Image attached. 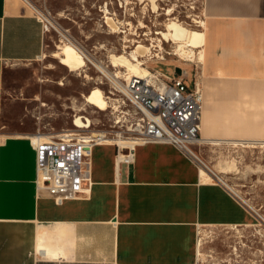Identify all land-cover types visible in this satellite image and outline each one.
I'll list each match as a JSON object with an SVG mask.
<instances>
[{"label": "crops", "instance_id": "1", "mask_svg": "<svg viewBox=\"0 0 264 264\" xmlns=\"http://www.w3.org/2000/svg\"><path fill=\"white\" fill-rule=\"evenodd\" d=\"M202 14L203 63L185 81L202 92L199 139L264 142V0H202ZM50 39L21 0H0V264H197L201 229L256 220L166 143L136 145L118 169L116 147L95 144L86 196L55 204L38 194L41 126L9 85Z\"/></svg>", "mask_w": 264, "mask_h": 264}, {"label": "rangeland", "instance_id": "2", "mask_svg": "<svg viewBox=\"0 0 264 264\" xmlns=\"http://www.w3.org/2000/svg\"><path fill=\"white\" fill-rule=\"evenodd\" d=\"M26 1L35 8L21 0L30 14L39 16L48 11L54 28L48 31L51 39L39 60L20 71L21 75L10 83L9 93L22 92L28 98L26 104L37 117L41 126L38 133L43 136L63 132L89 136L102 133L116 139L129 134L137 112L118 89L130 76L125 68L111 66V55L130 58L135 48L143 45L147 51L138 59L146 76L175 77L177 74L173 73L179 70L185 81L195 79L203 63V45L189 52L191 58L182 61L178 57L179 43L161 36L170 22L204 34L202 0ZM113 12L118 23L110 18ZM106 18L111 19L114 27L107 24ZM69 42L84 60V66L76 71L61 65L55 57ZM94 88L104 96V110L85 100ZM76 116L87 119L88 128H75ZM254 146L203 141L189 146V156L199 169L205 166L211 169L221 179L220 184L230 188L235 198L256 216L255 221L245 226L201 229L197 264H264V147ZM202 179L218 183L209 173Z\"/></svg>", "mask_w": 264, "mask_h": 264}, {"label": "built area", "instance_id": "3", "mask_svg": "<svg viewBox=\"0 0 264 264\" xmlns=\"http://www.w3.org/2000/svg\"><path fill=\"white\" fill-rule=\"evenodd\" d=\"M36 17L45 32L54 28L48 11ZM110 18L118 23L114 12ZM173 74L177 75L130 76L118 89L137 116L133 120L132 130L123 137L128 145L114 144L116 169L133 162L136 145L166 143L189 155L188 147L199 140L200 86L196 83L189 86L181 77V72ZM46 135H49L46 139L32 141L38 194L50 198L55 204L86 196L91 186L89 156L96 137L72 132Z\"/></svg>", "mask_w": 264, "mask_h": 264}, {"label": "bare ground", "instance_id": "4", "mask_svg": "<svg viewBox=\"0 0 264 264\" xmlns=\"http://www.w3.org/2000/svg\"><path fill=\"white\" fill-rule=\"evenodd\" d=\"M27 5L35 9L28 1L24 0ZM154 4V2H153ZM107 24L112 28L114 27L113 22L111 19L106 18ZM161 36L163 39H167L170 37L173 41H176L179 43L178 50L180 60L187 61L191 56H189V52L191 53L193 49L200 48L204 44V34L199 31L187 29L180 24H177L175 22H170L166 25L165 32H161ZM185 48H189L188 50H185ZM59 53L55 55V57L58 59L59 63L66 68H68L70 71H76L79 70L84 66V60L81 56L78 49L72 45L71 43L64 44L60 49ZM147 51V48L143 45H138L135 50L131 53L130 58L123 56V55H111L110 56V64L113 67H120L125 68L126 71H128V75L131 77H138L143 78L146 76V71L140 67L139 57H143L144 53ZM192 55V54H191ZM202 59V56H199V60ZM192 60V59H191ZM120 90V89H119ZM85 100L89 103L94 105L99 110H104L106 108V101L104 99V96L102 92L94 88L87 96H85ZM82 121L85 122V124H82ZM73 126L77 129H86L89 126V121L85 119L82 116H76ZM49 136H43V135H36L32 138L33 142H37L39 138L46 139ZM93 137V136H92ZM94 137L96 139L94 140L95 144H106L111 145L112 143L119 144L120 146H127L128 142L122 138H107L104 134L98 133L95 134ZM202 140H197L192 142L191 144H194L196 142H199ZM204 141V140H203ZM207 142V141H204ZM210 143H222L227 142L234 145H242V146H253L255 144H258L261 147H264V142H237V141H208ZM93 144V145H95ZM190 144V145H191ZM254 144V145H253ZM92 145V146H93ZM190 152V148L187 149ZM191 153V152H190ZM195 156V155H194ZM229 168V167H228ZM227 168V169H228ZM207 173H209L212 177L215 178L216 181H221L215 173L208 167L200 168V175L206 176ZM230 190V188H228ZM231 191V190H230ZM232 192V191H231Z\"/></svg>", "mask_w": 264, "mask_h": 264}, {"label": "water", "instance_id": "5", "mask_svg": "<svg viewBox=\"0 0 264 264\" xmlns=\"http://www.w3.org/2000/svg\"><path fill=\"white\" fill-rule=\"evenodd\" d=\"M176 73H179V70H176Z\"/></svg>", "mask_w": 264, "mask_h": 264}]
</instances>
